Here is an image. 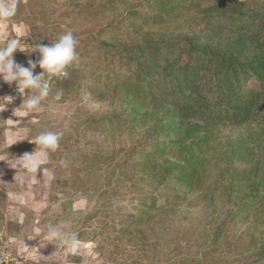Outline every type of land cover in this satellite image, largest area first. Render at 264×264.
Masks as SVG:
<instances>
[{"label":"rangeland","instance_id":"obj_1","mask_svg":"<svg viewBox=\"0 0 264 264\" xmlns=\"http://www.w3.org/2000/svg\"><path fill=\"white\" fill-rule=\"evenodd\" d=\"M141 1L17 0L10 22L25 25L28 36L23 41L50 44L69 30L79 40V60L68 69V78L52 82V95L62 92L59 102L50 97L43 113L15 116L13 109L23 97L9 91L16 99L0 111V233L18 264H215L218 259L219 264H264V109L239 126L194 127L203 119L185 123L177 112L161 109L131 131L86 127L90 117L119 114V90L111 97L115 106L99 98L100 89L112 90L127 69L114 53L122 46L119 41L149 31L156 41L161 36L199 38L222 52L256 56L264 0H226L250 9L245 27L236 14L228 16L232 8L222 6L221 14L207 11L218 0H179L171 11L157 9L158 17L152 15V2L148 9L137 8L147 13L145 18L131 15ZM22 58L19 63L26 65L38 55L24 53ZM129 98L124 95L120 101ZM127 111L144 113L140 106ZM44 130L63 131V136L42 169L31 174L11 168L14 158L35 149L27 140ZM180 139L177 147L171 145L174 151L158 155L163 146ZM101 153H114L115 159L99 164L102 171L87 172L92 155ZM125 161L147 165L129 170ZM119 165L131 174L119 176ZM187 172L197 173L193 187ZM251 193L260 195L254 205L244 198ZM149 194L160 196L163 211L139 206L138 198ZM173 195L181 199L170 198L167 206L166 198ZM221 224L226 226L214 238V227ZM49 226L75 234L77 244L47 241ZM226 241L240 249L230 260L218 257L231 249L223 247ZM209 250L212 254L204 257Z\"/></svg>","mask_w":264,"mask_h":264},{"label":"trees","instance_id":"obj_2","mask_svg":"<svg viewBox=\"0 0 264 264\" xmlns=\"http://www.w3.org/2000/svg\"><path fill=\"white\" fill-rule=\"evenodd\" d=\"M152 2L155 4L152 15L158 17L157 9L171 11L178 5L179 0H142L131 9L130 14L145 18L147 13L141 14L137 8L142 5L148 9ZM222 6L232 8V10L228 9V16L232 18L236 14L240 26H246L251 11L243 5L233 6L226 0H218L215 6L208 8L207 11L221 14L224 10ZM260 22L259 34L261 37L257 40L259 53L256 56L222 52L218 48L202 44L199 38L161 36L160 38L163 40L156 41L154 40L156 37H152L149 31H143L141 35L136 31L137 38L130 34V37L119 41L122 44L119 51H114L119 55L122 67L127 66V69L125 71L123 68L119 69V72L124 71V73H119V83L115 84L112 90H110L111 87H107L106 91L102 88L99 92V98L103 104L115 106L116 100H112L111 97L114 91L119 90V114L90 117L87 129L97 131L104 127L105 130L131 131L145 125L153 118V114L161 109H169V113L177 112L185 123H189L187 121L190 118L203 119L200 120L202 123L195 122L194 127L206 123L212 127H214L212 124L239 126L247 123L253 113L264 109V18ZM142 27L145 28V25ZM27 43L31 44L29 41ZM253 83H256L257 86H254ZM99 86L96 83L92 85L96 91ZM124 95H128L129 100L120 101ZM139 106L144 110V113L127 111V109ZM165 128H169V124ZM182 140L170 141L167 146H163L158 155H164L168 149L174 151L171 145L175 144L177 147ZM136 152V148L132 149L130 156ZM113 159H115L114 153L94 154L92 162H88L84 168L87 172H92L95 169L102 171L99 164ZM94 160L97 162L96 166ZM151 164L153 163L149 165ZM146 165L147 161L131 165L125 161L124 169L130 170ZM119 169L121 170L119 176L126 177L131 174L123 170L121 165H119ZM108 172L111 174V171ZM186 175L190 177L188 180L190 186L193 187L197 173L187 172ZM251 195L252 193L247 194L244 198H250L248 200L254 205L260 195L257 194L253 197ZM159 198L160 196L154 194L141 196L138 198L139 206L147 210L163 211L164 205H158ZM170 198L181 199V196L167 197V206ZM227 215L232 216V213ZM223 225L214 227V238L220 236L224 229ZM227 238H230V235ZM208 245L205 243L203 246ZM224 246H230L231 249L228 253L220 251L219 258L226 256L227 260H230V257L236 255L240 250L235 243L228 241L224 243ZM260 251H262L260 257L264 256L262 254L264 247ZM211 254V250L206 251L204 257ZM218 261L215 264H219ZM204 263L203 260L197 264Z\"/></svg>","mask_w":264,"mask_h":264},{"label":"clouds","instance_id":"obj_3","mask_svg":"<svg viewBox=\"0 0 264 264\" xmlns=\"http://www.w3.org/2000/svg\"><path fill=\"white\" fill-rule=\"evenodd\" d=\"M17 9V0H0V22H8L16 15ZM78 46L79 40L71 30L59 35L50 44L39 42L27 45L19 38H11L0 45V81L9 86L15 85V91L23 97L20 106L13 109V115L16 116L18 112L43 113L50 97L57 102L62 99L61 91L52 95V82L68 78V69L79 60ZM17 52L29 57L38 53V59L29 58L26 65L21 64L14 58ZM37 68L41 71L37 72ZM15 99L11 95L0 97V111L6 110ZM62 136L63 131H41L33 139L27 140L36 145L35 149L14 158L11 168L38 173L48 162L50 153L60 148ZM60 163L68 166L67 160L62 159ZM45 239L49 242L58 240L68 247H74L78 242L75 234L69 236L55 226H49Z\"/></svg>","mask_w":264,"mask_h":264},{"label":"crops","instance_id":"obj_4","mask_svg":"<svg viewBox=\"0 0 264 264\" xmlns=\"http://www.w3.org/2000/svg\"><path fill=\"white\" fill-rule=\"evenodd\" d=\"M27 36H28V31L24 24H11L10 20L8 22H0V45H3L4 43H6L7 40L11 38H19L23 41L25 40V38H27ZM22 57H24V53L21 52H17L14 56L15 60L18 63L22 61L23 59ZM13 86L14 85L9 86L8 84L0 81V97L4 95L6 96V94H8L9 91L11 92V88Z\"/></svg>","mask_w":264,"mask_h":264},{"label":"built area","instance_id":"obj_5","mask_svg":"<svg viewBox=\"0 0 264 264\" xmlns=\"http://www.w3.org/2000/svg\"><path fill=\"white\" fill-rule=\"evenodd\" d=\"M33 55H38V53L32 54V56ZM11 94L19 95L15 91V86L12 88ZM18 262V258L12 252L10 243L7 241L5 235L0 233V264H18Z\"/></svg>","mask_w":264,"mask_h":264}]
</instances>
